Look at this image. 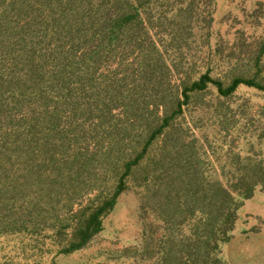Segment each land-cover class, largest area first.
Listing matches in <instances>:
<instances>
[{
	"label": "rangeland",
	"instance_id": "374dc122",
	"mask_svg": "<svg viewBox=\"0 0 264 264\" xmlns=\"http://www.w3.org/2000/svg\"><path fill=\"white\" fill-rule=\"evenodd\" d=\"M14 1L23 0H0V92L14 91L0 96V264H162L172 249L183 254L203 220L187 204L210 181L238 186L264 162V89L221 95L208 84L184 96L205 74L226 88L237 78L264 86V0H140L138 12V0H76L92 20L68 29L71 0H47L45 12L26 0L21 20ZM25 40L47 65L23 88L10 80L24 73ZM56 110L65 132L31 141L27 117L45 115L44 126ZM260 186L219 248L225 264H264Z\"/></svg>",
	"mask_w": 264,
	"mask_h": 264
},
{
	"label": "trees",
	"instance_id": "16d2710c",
	"mask_svg": "<svg viewBox=\"0 0 264 264\" xmlns=\"http://www.w3.org/2000/svg\"><path fill=\"white\" fill-rule=\"evenodd\" d=\"M25 1L26 0L20 2H16V1L11 2L12 4L11 7H15L13 11L17 12L19 15L18 17L19 20L23 19V16L25 15L26 17H28L30 12L32 11V9L28 8V6L25 4ZM75 1L76 0H71L67 4L68 7H65V10L61 12L63 16V20H61L60 23L66 29L72 27L71 22L74 18L75 19L79 18L82 21L84 19L92 20L93 10L89 9L88 12L91 13L89 14ZM42 5L44 6L43 11L45 12V7L48 5L47 0H42ZM133 6L136 7V10L138 12V10L140 9V0H138L136 4H133ZM73 7L76 9H72L71 14L68 16L67 14L71 10L70 8ZM68 8L69 11L67 12ZM98 10L99 9H97V11ZM49 15L50 17L52 16L50 13ZM132 19H134V17ZM100 23L102 24V29H105L106 24H108V23L103 24L104 22L102 23L101 20ZM23 43H24L23 48L25 50L24 51L25 58L20 60L23 61L22 72L24 73H22L19 78L17 77L18 74L12 76L10 80V84H14L19 80L24 88L29 84V82H36L39 79V76L42 77L43 79L45 78L46 70L44 69V67L46 68L47 61L45 55H41L40 53V50L43 49H39V43L32 42L30 45V43H28L27 40H25V42ZM63 69H64V73L68 74V69L66 68L65 65ZM89 72L88 75L86 74L85 76H91ZM82 78L83 76L80 77V79ZM63 79L59 78V82L63 85L64 87L63 89L65 90L68 89V82H67L68 75L66 76V83L63 81ZM79 83L83 84V81L79 80ZM208 84L215 85L218 89V92L221 95H230L233 92H235L237 88L241 85H247L259 89H264V86H261V84L256 83L254 80H243L239 78L235 79L232 82V84L226 88L221 82L213 80L209 77L208 74H205L200 78L198 82L193 83L191 88L184 90L185 99L186 100L188 99V95H187L188 92L204 90L206 89ZM53 85L54 84H51V88H53ZM2 90L4 91L0 92V96H3L8 92H14L11 88L5 90L2 87ZM21 91L22 93H26L24 89H21ZM79 92L84 93L85 92L84 87L82 88L80 87ZM68 98L69 100L72 99V93L68 92ZM69 104L73 105L72 103ZM62 108L63 107H61L60 110ZM102 111L103 110H101V112ZM73 112H74L73 114L74 117L79 116V112L76 107L75 109L73 107ZM61 116L62 114L59 113V111L57 112L56 115L50 114L49 119H47V123H45L44 126H41L39 119H44L45 115L43 116L41 115V113L34 111L32 116L27 117L26 132L27 135L30 137L29 139L33 141L37 137L39 138V141L47 140V142H50L51 138L54 139L58 135L63 134L65 130H59L61 128L60 123L62 122ZM30 119L35 120V123L30 122ZM160 132L161 130L158 133H155L152 139L156 137V135H158ZM65 135L68 136L67 133ZM12 143L15 142H6V150L8 152L12 150L14 151V148L11 145ZM0 155L2 156V154ZM236 159L241 160V156L239 154H236ZM137 160H135L133 163L137 162ZM54 161L56 160L54 159V157H52L51 162ZM224 175L226 174L224 173ZM2 178L3 177H0V180ZM6 178L9 179L8 176ZM238 181H239L238 186H233V185L225 186L219 181H210L207 190L204 193V197L194 199L187 204L188 212L194 213V211H196L197 209L200 210L203 216V220L199 221V224L197 221L194 225L195 237L188 239L190 240V243H187L189 249L186 248L183 254L181 253V251L178 253L173 249L170 250V252H167L164 255L165 257L163 259L162 264H185L184 257H188V259L190 260V264H225L224 261H222V259L218 255L220 252L219 248L222 244L228 241L230 237L229 236L230 233L234 230L235 223L237 221V213L243 206V202L245 200L251 199L254 196L259 185H262L260 187L261 189H264L263 160L257 161L255 165H253L251 171L245 173V175L240 177ZM121 187H123V181L120 184V188ZM110 205L111 203H108L106 204V207ZM5 209L6 208L3 209L0 208V211H3Z\"/></svg>",
	"mask_w": 264,
	"mask_h": 264
}]
</instances>
